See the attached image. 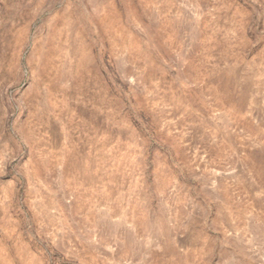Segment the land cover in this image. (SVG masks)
<instances>
[{
    "label": "rangeland",
    "instance_id": "rangeland-1",
    "mask_svg": "<svg viewBox=\"0 0 264 264\" xmlns=\"http://www.w3.org/2000/svg\"><path fill=\"white\" fill-rule=\"evenodd\" d=\"M0 264H264V0H0Z\"/></svg>",
    "mask_w": 264,
    "mask_h": 264
},
{
    "label": "bare ground",
    "instance_id": "bare-ground-1",
    "mask_svg": "<svg viewBox=\"0 0 264 264\" xmlns=\"http://www.w3.org/2000/svg\"><path fill=\"white\" fill-rule=\"evenodd\" d=\"M111 20H112V19H111ZM110 22H111V21H110ZM110 22H109V23H110ZM105 23H107V22H105ZM110 26H111V25H110ZM114 30H115V29H114ZM104 32H105V31H104ZM118 37H119V36H118ZM46 38H47V35H46ZM44 45H45V43H44ZM127 45H128V44H127ZM130 46H131V45H130ZM125 47H126V46H125ZM46 48H47V47H46ZM129 51H130V50H129ZM43 52H44V51H43ZM41 55H44V54L41 53ZM40 58H42V57H40ZM41 60H42V59H41ZM40 63H42V62H40ZM37 64H38V63H37ZM37 66H39V64H38ZM37 66H36V67H37ZM48 67L50 68V66H48ZM69 74H70V73H69ZM70 76H71V75H70ZM69 78H70V77H69ZM70 80H71V78H70ZM70 80H69V82H70ZM71 83H72V82H71ZM71 83H70V84H71Z\"/></svg>",
    "mask_w": 264,
    "mask_h": 264
}]
</instances>
